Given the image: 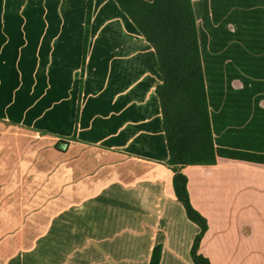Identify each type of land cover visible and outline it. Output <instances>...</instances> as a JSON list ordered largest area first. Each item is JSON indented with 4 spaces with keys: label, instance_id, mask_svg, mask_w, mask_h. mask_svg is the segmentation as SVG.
<instances>
[{
    "label": "crops",
    "instance_id": "0c3cea01",
    "mask_svg": "<svg viewBox=\"0 0 264 264\" xmlns=\"http://www.w3.org/2000/svg\"><path fill=\"white\" fill-rule=\"evenodd\" d=\"M190 2L213 143L264 154V0ZM85 11L0 0V212L15 213L0 264H149L157 244L158 264H193L199 227L166 164L155 50L115 0H92L82 62ZM182 172L207 222L199 253L264 264V163Z\"/></svg>",
    "mask_w": 264,
    "mask_h": 264
},
{
    "label": "trees",
    "instance_id": "16d2710c",
    "mask_svg": "<svg viewBox=\"0 0 264 264\" xmlns=\"http://www.w3.org/2000/svg\"><path fill=\"white\" fill-rule=\"evenodd\" d=\"M115 1L155 50L157 68L162 77L155 92L168 149L166 164L173 171L175 197L182 204L187 218L199 227L190 248L191 260L193 264H209V260L198 251L207 222L189 201L182 167L213 164L217 157L264 163V154L218 147L213 143L190 0ZM91 8L92 0H86L82 62L89 38ZM62 143L59 141L56 146L60 148ZM160 254L161 245L157 244L152 249L149 264H158Z\"/></svg>",
    "mask_w": 264,
    "mask_h": 264
},
{
    "label": "rangeland",
    "instance_id": "374dc122",
    "mask_svg": "<svg viewBox=\"0 0 264 264\" xmlns=\"http://www.w3.org/2000/svg\"><path fill=\"white\" fill-rule=\"evenodd\" d=\"M13 219H15V213L0 212V234L1 235H3L5 232H8L11 230V225L13 224V222H12ZM6 221H7V223H6ZM5 223L7 224V226ZM4 225H5V227H4ZM6 246L8 248H10V245H6ZM7 247H6V251L8 250Z\"/></svg>",
    "mask_w": 264,
    "mask_h": 264
}]
</instances>
